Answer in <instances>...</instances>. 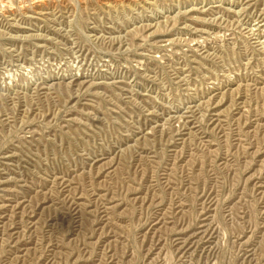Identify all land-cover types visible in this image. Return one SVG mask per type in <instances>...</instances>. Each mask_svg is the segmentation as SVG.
<instances>
[{
  "label": "rangeland",
  "instance_id": "1",
  "mask_svg": "<svg viewBox=\"0 0 264 264\" xmlns=\"http://www.w3.org/2000/svg\"><path fill=\"white\" fill-rule=\"evenodd\" d=\"M0 264H264V0H0Z\"/></svg>",
  "mask_w": 264,
  "mask_h": 264
}]
</instances>
